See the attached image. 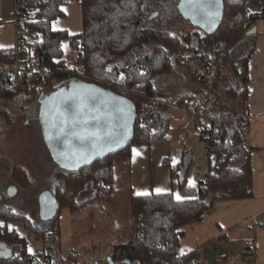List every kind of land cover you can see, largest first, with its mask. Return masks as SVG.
<instances>
[{"label": "trees", "instance_id": "trees-1", "mask_svg": "<svg viewBox=\"0 0 264 264\" xmlns=\"http://www.w3.org/2000/svg\"><path fill=\"white\" fill-rule=\"evenodd\" d=\"M23 1L35 9L27 13L25 19L28 52H32L41 66L51 69L57 80L49 83L24 78L13 69H0V101L5 105L0 107V133L2 124L12 126L17 114L23 120L34 109L37 111L44 90L72 80L75 69L62 59L63 44L67 40L79 56L83 55L85 80L132 100L137 106L138 121L135 136L124 151L78 170L58 171V185L54 189L57 209L45 227L14 211L6 199L0 202V264H25L34 256L28 251L26 237L18 229L10 228V222L23 223L24 228L46 241L62 209L67 208L73 214L88 204L112 198L117 192L116 166L131 168L133 146L170 142L172 118L166 113L170 106L182 105L193 95L162 100L158 98L157 80L180 67H173V63L182 50L205 41H226L232 48V56L242 64L238 68L231 65L235 80L228 85L225 94L247 105L248 66L257 45L253 28L264 22V0H224V19L218 32L209 35L195 26L181 33L166 28V19L181 15L178 0L166 3L154 15L148 12L151 0H80L77 4L82 8L83 28L80 33L72 34L53 28L54 21L66 17L64 7L71 3L70 0ZM10 50H0V60L9 58ZM217 96L221 101L219 89ZM34 115L33 122L40 127L39 114ZM220 116L221 120L213 125L214 133L204 138L209 145V168L206 178L200 181L199 198L184 201L176 199L173 193L131 194L128 241L93 246L92 251L112 246L110 264H206L204 250L180 254L182 228L201 223L219 201H243L254 197L252 149L247 148L242 120L228 112ZM172 159L170 154L163 166L171 169ZM179 160L171 175L183 187L194 162L193 153L183 151ZM12 178L25 190L34 184L28 171L19 165L12 168ZM210 243L215 240L205 243L203 248ZM229 257L221 256L217 264H229Z\"/></svg>", "mask_w": 264, "mask_h": 264}, {"label": "crops", "instance_id": "crops-1", "mask_svg": "<svg viewBox=\"0 0 264 264\" xmlns=\"http://www.w3.org/2000/svg\"><path fill=\"white\" fill-rule=\"evenodd\" d=\"M64 8L66 13V17L63 18L64 22L58 28L55 26L54 21V30H68L72 34L80 33L83 28L82 8L74 2ZM14 17L13 0H0V50L11 49L16 44ZM253 30L257 34V45L250 57L248 66V104L245 105L241 99L235 100L225 94L228 85L235 80L230 65L222 72L219 82L218 88L221 101H218V109L220 114L228 112L236 116L238 120L241 119L242 125H248L251 129L249 134H245V137L247 148L252 149L251 165L254 197L243 201H219L215 204L213 210L205 214V218L201 223L188 224L182 228L184 236L179 244L180 254H187L196 249L204 250L207 259L206 264H217L218 260L221 259L220 257L225 255H230L229 264H246L244 263L243 254L247 243H255L257 257L255 264H264V22H259ZM63 51L65 52L63 60L68 55L74 56L77 54L76 50L70 45L69 40L64 42ZM233 58L237 60L236 57L233 56ZM176 69L178 70L177 79L179 83L187 90L182 96L186 94L194 96L201 90L200 82L190 75L186 69L177 67L174 70ZM39 106L41 112V105ZM171 107L174 108V106H170L169 109ZM166 116L171 118L168 111ZM40 129L41 135H43L41 123ZM201 132L199 128H194L192 131L184 127L178 137L173 138L170 136V142L168 143L159 142L152 145L133 146V150L136 151L132 152V164L128 172L131 194L143 196L152 193H173L176 199L177 196L180 197L178 200L198 199L200 196V181L206 178L209 168L207 157L209 145L202 138ZM198 138L205 142L204 152H202L201 145H197ZM197 146L202 152L201 157L200 154L194 153ZM183 151L192 152L194 162L188 173L189 176L185 186L180 187L177 179H174L171 175V170L179 164V156ZM170 154L173 155L171 169L163 166L164 159ZM5 157L10 158L12 161L17 160L15 150L14 154L11 153L10 156L5 154ZM24 168L28 173L30 172L28 167ZM157 189L161 191L157 192ZM47 216L50 219L51 215L47 214ZM222 236L224 238L220 239ZM213 240H215V243H210L203 248L205 243Z\"/></svg>", "mask_w": 264, "mask_h": 264}, {"label": "rangeland", "instance_id": "rangeland-1", "mask_svg": "<svg viewBox=\"0 0 264 264\" xmlns=\"http://www.w3.org/2000/svg\"><path fill=\"white\" fill-rule=\"evenodd\" d=\"M171 1L151 0L149 14L154 15L155 11L163 9L165 4ZM75 6L77 5L75 4ZM165 21L168 25L166 28L170 31L181 33L192 30L191 22L181 15L172 16ZM62 22H64L63 19H58L54 23L56 27L60 28ZM177 73L178 70L176 69L167 76L159 77L157 80L158 98L168 101L172 98H179L187 92L179 83ZM52 89L47 88L43 94H48ZM1 106L5 107L2 102H0ZM39 107H36L37 111L34 109L33 112L27 114L23 120L19 119L17 114L12 126L6 123L2 124L3 130L0 133V202L6 199L14 211L23 213L36 225L45 227L49 224L50 219L49 216L44 215L42 201L46 193L51 195L53 208L48 211V214L53 215L56 210L54 189L58 185L56 176L59 170H67L62 169L61 163L53 158L46 138L41 135L40 127L33 122L34 114L40 113ZM169 113L172 118L170 136L175 138L184 129L182 113L172 107L168 110ZM32 114L33 117L31 118ZM191 130L193 131L194 128ZM198 144L201 145L202 152H204L205 142L198 138ZM14 150L16 161L5 157V154L9 156L11 153L14 154ZM202 152L197 146L194 153L200 154L201 157ZM15 164L30 169L29 174L34 184L29 190H25L16 180H13L12 168ZM129 170L122 165L116 166L117 192L112 198H103L101 201L88 204L82 211L73 214L67 208L62 209L58 222L54 224L59 227L58 254L64 257L73 255L72 258L79 264H106L104 259L112 256L114 248L109 246L92 251V247L103 246L106 243L117 245L118 242L128 241L131 235ZM11 190L12 192L15 190L13 197L8 195ZM13 226L26 237L28 251L31 254L40 256L44 252V243L40 237L24 228L23 223L17 222Z\"/></svg>", "mask_w": 264, "mask_h": 264}, {"label": "built area", "instance_id": "built-area-1", "mask_svg": "<svg viewBox=\"0 0 264 264\" xmlns=\"http://www.w3.org/2000/svg\"><path fill=\"white\" fill-rule=\"evenodd\" d=\"M70 1L80 2V0ZM13 10L15 11L13 24L16 29V44L11 48L9 58L0 60V69H13L24 78L54 82L57 80L54 78V72L41 66L40 62L33 58L32 52H28L25 19L27 13H32L35 9L27 6L23 0H13ZM232 52L231 46L226 41L211 40L182 50L174 59L173 67L177 65L184 67L201 84L200 91L190 99L183 101L182 105H175L174 108L182 113L186 129L199 128L202 132L204 131L201 132L202 138H209L213 132V125L221 120L217 91L222 72L232 64L235 68L242 64L240 60L233 58ZM82 58L83 55L76 54L68 55L65 59V62L75 69L72 79L85 80ZM241 128L246 135L251 131L248 125H242ZM8 225L10 228H16L13 226L14 223L10 222ZM48 236L46 241L42 240L44 252L40 256L34 255L31 261L25 264H79L78 261H74L73 255L64 257L58 254L60 235L57 225H53ZM243 257L246 264L256 263V250L253 243L246 244ZM110 259V257H105L104 262L110 264Z\"/></svg>", "mask_w": 264, "mask_h": 264}, {"label": "water", "instance_id": "water-1", "mask_svg": "<svg viewBox=\"0 0 264 264\" xmlns=\"http://www.w3.org/2000/svg\"><path fill=\"white\" fill-rule=\"evenodd\" d=\"M209 5L213 13L211 16L204 12V7ZM178 11L183 18L191 22L193 27L199 28L208 35L215 34L224 19L225 3L224 0H179ZM76 85L80 90L85 91L88 98L86 106L88 108L85 109V112L90 110L91 113V116L87 118L88 123L83 125V128L88 132H98L102 137L99 144L95 148L92 147L93 150L90 148L87 150L84 144L75 137H70L69 141V138L59 130L58 125L62 126L63 120L71 122L75 115L71 112L70 114L68 112L60 114L62 107L71 106L70 97L64 98L67 91L61 90L41 102L40 123L43 135L53 158L58 160L62 169L67 171L78 170L127 149L135 136V127L138 121L137 106L129 98L94 83L83 82ZM81 113L83 114L82 109ZM93 117H98V119ZM65 131L71 133V126L67 127ZM86 154H94V156L87 157L85 160L80 159L77 165L72 164L79 156L82 158ZM8 195L13 197L15 190L13 192L11 190ZM47 203L48 200L46 205ZM50 204L53 205V202L50 201ZM53 215L50 216V219Z\"/></svg>", "mask_w": 264, "mask_h": 264}, {"label": "flooded vegetation", "instance_id": "flooded-vegetation-1", "mask_svg": "<svg viewBox=\"0 0 264 264\" xmlns=\"http://www.w3.org/2000/svg\"><path fill=\"white\" fill-rule=\"evenodd\" d=\"M83 82L84 83H90V82H87L85 80L73 78L72 80H68V81H66L64 83H60V84L55 85L54 88L48 94L45 95V94L42 93L43 95H42V97L40 99V105H41V102L45 101L48 97H51L52 95H54L57 92H60L61 90H65L67 92H65L66 93L65 94L66 97H64V98H69L70 97L69 98V102L71 103V106L62 107L63 109H62V111H60V114L63 115L66 112H68L70 114V112H71L72 114H75V115H73V120L74 119L83 120V119L89 118L91 116L90 110L88 112L87 111L85 112V109L87 110V108H88V107H86L87 106V101H88L87 95H86V93H84L85 92L84 90L83 91L80 90L77 87V85H76V84H82ZM99 86H101L104 89L110 90V89H108V88H106V87H104L102 85H99ZM81 109L83 110V114L81 113ZM71 129H72V131H77V132H83V131L86 130V129L83 128L82 124H78L75 129H73L71 127ZM121 129H123V128H121ZM83 144H84L86 149L87 148L92 149V147H93L92 144L88 143V142H84ZM79 152H81V151L79 150ZM93 156H94V154H86V156L82 157V158L79 156V158L75 159L72 162V164L77 165L79 163L80 159L81 160H85L87 157H93ZM47 200H48V203L46 205V201ZM50 201H52L51 195L46 193L45 196H44V199L42 201V209H43L44 215H47L48 214V210L53 208V207H51L52 205L50 204Z\"/></svg>", "mask_w": 264, "mask_h": 264}, {"label": "snow or ice", "instance_id": "snow-or-ice-1", "mask_svg": "<svg viewBox=\"0 0 264 264\" xmlns=\"http://www.w3.org/2000/svg\"><path fill=\"white\" fill-rule=\"evenodd\" d=\"M210 7H211L210 5L207 7H204L205 14L209 16L213 15V13L210 10ZM93 118L98 119V117H93ZM87 123H88L87 119H83V120L74 119L71 122H69L68 120H63L62 126L58 125V127H59V130L65 135V137L69 138V141H70V137H75L76 139L80 140L82 143L84 142L91 143L93 148H95L99 144V142L102 140V137H100L98 132H88L87 130H85L83 132L72 131L71 133H68L65 131V129L69 126L75 129L78 124L86 125ZM133 151L135 152L136 150L134 149ZM159 191L161 190L157 189V192ZM177 199H180V197L177 196Z\"/></svg>", "mask_w": 264, "mask_h": 264}]
</instances>
